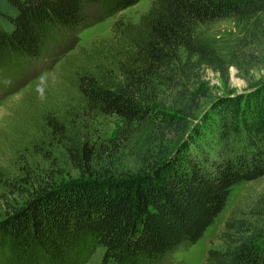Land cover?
<instances>
[{
    "label": "trees",
    "instance_id": "obj_1",
    "mask_svg": "<svg viewBox=\"0 0 264 264\" xmlns=\"http://www.w3.org/2000/svg\"><path fill=\"white\" fill-rule=\"evenodd\" d=\"M139 1L0 0L1 89L12 93L27 64L48 54L56 58L51 47L89 25L94 8L102 20ZM263 14L264 0H151L138 22L116 19L106 64L83 65L75 85L89 112L122 121L113 142L141 139L137 154L125 145L141 166L121 177L108 163L96 169L101 155L116 151H96L88 141L79 145L48 118L67 139L72 166L92 175L46 178L21 204L9 205L0 217V264H87L99 248L102 264H163L179 248L196 244L234 187L264 175L263 92L245 107L243 97L236 105L224 102L212 121L213 148L206 147L212 129L207 143L188 134L197 109L191 86L199 70L216 68L218 59L201 30L233 19L248 32L263 25ZM165 142L174 149L164 152ZM219 240L203 264H264V201L231 213Z\"/></svg>",
    "mask_w": 264,
    "mask_h": 264
},
{
    "label": "rangeland",
    "instance_id": "obj_2",
    "mask_svg": "<svg viewBox=\"0 0 264 264\" xmlns=\"http://www.w3.org/2000/svg\"><path fill=\"white\" fill-rule=\"evenodd\" d=\"M150 3L151 0H140L102 20H96L101 14L94 8L89 25L67 34L66 42L51 47L56 58L48 54L27 64L29 68L18 79L20 82L13 85L12 93L0 87V217L7 213L9 205L21 204L36 191L39 182L92 175L72 166L66 147L69 143L67 139L61 140L48 118L63 124L79 145L88 141L96 151H116L114 156L101 155L96 169H103L101 165L108 163L111 174L121 177L141 166L136 160L141 139L120 137L113 142L122 121L115 116L89 112L77 91L75 77L76 71L84 66L93 69L96 63L105 65L113 22L116 19L138 22ZM261 18L263 25L256 28L251 25L248 32L233 19L215 21L201 30L217 47L218 59L216 68L204 65L191 86L190 101L197 109L188 134H200V141L207 143L205 135L212 129V121L218 119L225 101L232 99L236 105V100L243 97L241 105L245 107L248 101L254 103L253 94L264 93V14ZM166 105L159 108L172 112L173 106ZM213 129L206 146L210 149L215 136ZM126 143L136 154L129 151V146L126 148ZM163 146L164 152L174 149L171 142ZM257 201H264V175L235 186L227 205L205 235L196 244L179 248L163 264H203L208 249L221 244L219 234L231 213L247 210ZM103 253L104 249L99 248L87 264H102Z\"/></svg>",
    "mask_w": 264,
    "mask_h": 264
}]
</instances>
